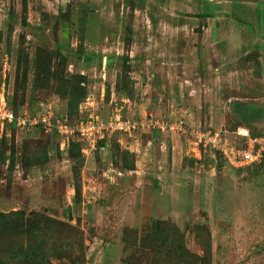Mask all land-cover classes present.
Returning <instances> with one entry per match:
<instances>
[{"label": "rangeland", "instance_id": "obj_1", "mask_svg": "<svg viewBox=\"0 0 264 264\" xmlns=\"http://www.w3.org/2000/svg\"><path fill=\"white\" fill-rule=\"evenodd\" d=\"M232 4L234 37L247 51L239 68L223 69L221 78L237 80L217 82L214 95L197 100L183 89L193 83L180 81L204 75L201 64L195 67L201 24L193 13L171 4L176 16L167 19L165 2L155 0H0V96L8 109L51 113L55 124L74 129L9 125L0 138V214L11 217L7 223L0 217V264H86L93 241L129 221L137 198L145 200V214L139 227L123 230L128 264H264V157L231 168L191 134L147 125L150 117L201 122L230 144L249 134L264 145V10ZM164 37L169 49L156 51ZM181 47L193 50L189 57ZM169 71L175 81L165 88ZM116 115L137 126L91 137L75 129L90 116ZM161 136L186 142L198 169L190 163L194 170L184 177L162 174L161 167L155 174L150 153ZM163 153L168 166L171 143ZM203 165L216 173L205 178ZM137 168L146 174L130 172ZM159 192L167 208H176L163 217L150 210V193Z\"/></svg>", "mask_w": 264, "mask_h": 264}, {"label": "crops", "instance_id": "obj_2", "mask_svg": "<svg viewBox=\"0 0 264 264\" xmlns=\"http://www.w3.org/2000/svg\"><path fill=\"white\" fill-rule=\"evenodd\" d=\"M155 2H165L167 12L163 13L164 17L167 19L172 20L174 17H171L170 14H173L176 16V13L171 11L168 8H171V4L174 5V7H180L181 9H184L186 13H193V17L191 19L195 21L197 24H201V55L199 53L198 47L195 46V50H188L184 47H181L180 49H183L185 51L184 56L186 55L189 57L188 51H198L195 67L197 65L201 64V72L204 71V75H200L198 73V77L194 78L191 75L181 76L180 79L181 83H193V86L185 87L186 91L193 92L195 99L201 100L202 98L209 97L211 94V91L214 89L215 86L213 84H216L217 82H220V84L226 83V81H236L237 79H226L221 78L222 77V70H234L239 68V62L244 59L246 55V51L243 49V44L241 41L238 43L236 37H234V34H236L239 29L236 26V23L234 22L233 18L229 17L227 14H231L233 11V4L234 2L241 3L243 7H248L254 11H257L260 4H262V8L264 10V0H240V1H229V0H155ZM169 5L170 7H168ZM196 14V15H195ZM181 16V15H180ZM171 22V21H170ZM174 24V21L172 22ZM172 26V25H171ZM227 29H231L229 32ZM97 32V30H96ZM169 33H165V36H169ZM231 35L234 38L229 42L225 36ZM225 38V41H223ZM165 42H160L158 47L155 49L156 51H160L163 48L166 50L169 49L168 45V37H164ZM173 44V43H172ZM194 46V45H193ZM175 51H178V47L174 48ZM179 49V50H180ZM154 50V49H153ZM260 52L264 54V47L263 49H260ZM215 54L213 59H211V55ZM167 55L170 56V54L167 52ZM168 57V56H167ZM201 57V59L199 58ZM264 62V57H259ZM192 60V59H191ZM185 61H188V65L185 66L187 68L186 70H189L190 66H192V63L190 59L185 58ZM199 69V68H198ZM160 71V72H159ZM214 71V74H213ZM239 71V70H238ZM173 71H169L168 76L164 74V80L163 83L165 84V88L168 87V84L172 81L174 82L175 79L173 76L171 77V73ZM235 75V73L232 72V75ZM162 76V70L160 68H157V71L155 73V76ZM248 75V74H247ZM220 77V78H219ZM170 81V82H169ZM206 87V88H205ZM209 91V93H208ZM172 93V92H171ZM214 93V92H213ZM166 96L171 97V94H165ZM189 100V99H188ZM255 109V108H253ZM185 114H193V112L197 113L196 111H190L187 108H183ZM252 113V109H250ZM256 110V109H255ZM160 110H157L159 113ZM161 112V111H160ZM152 116L156 117H162L159 115ZM202 123H198L197 125H201ZM157 137H152L151 142L155 141ZM150 142V143H151ZM158 142V141H156ZM172 144V157L171 162H169V165H165L164 163V153L165 150H167L168 145ZM186 143V142H184ZM183 141H180V139H177L173 136V138H166L165 136H161L160 139V146L155 145L154 149H151L150 157L151 161L153 162L154 169L156 170L155 174H159L158 168L161 167L162 174H173V177H177V174H180L181 177H184L185 174H192L193 168H190V163H194L197 167L196 170L199 167V161L198 158L193 154L192 148L189 147L187 144H184ZM186 145V146H184ZM162 148V151L160 150ZM142 153V151H141ZM136 154V161L137 166H139V159H141V154ZM188 157V158H187ZM172 163V170L169 171L170 166ZM204 170L203 174L204 177H211L213 176V173H216V171L212 169H207L205 165H203ZM165 169V171H163ZM169 171V172H168ZM132 174H146L145 170L140 169H134L130 171ZM209 173V175H208ZM207 174V175H205ZM173 190H177V188H174ZM153 193H150L151 201H150V207H151V213L154 214L155 217H163L164 211L169 210H175L176 208H167L165 206V202L163 201V193L159 192L157 195L159 196H153ZM143 197H145V194H142ZM181 196H178V200H180ZM176 201V199L174 200ZM182 201V200H181ZM145 200L142 201L141 199L136 200V202H133L135 205L134 207V213L129 217V221H125L115 227L112 235L103 239L102 237H97L93 243L92 247L90 248L89 252L87 253V262L86 264H128L124 261V258L126 257V243L123 240L122 234L123 230L125 228H137L141 225V220L144 217V211H145ZM104 228L101 229V232H103Z\"/></svg>", "mask_w": 264, "mask_h": 264}, {"label": "built area", "instance_id": "obj_3", "mask_svg": "<svg viewBox=\"0 0 264 264\" xmlns=\"http://www.w3.org/2000/svg\"><path fill=\"white\" fill-rule=\"evenodd\" d=\"M3 98V101H2ZM4 95L0 96V138L6 133L9 125H18L22 128L41 127L43 129H56L61 133H70L67 121L57 120L55 124L52 121V114L46 113L42 116H26L8 109ZM147 125L160 127L163 130L176 131L182 134H191L195 139V144L203 145L220 151L222 157L231 168H241L257 164L264 157V145L262 139L252 138L245 134L247 140L240 144L228 143L224 141L223 132L214 128L194 127L182 120L164 119L157 120L154 117L147 119ZM75 129L83 136H93L95 134L113 133L115 131H129L137 126L135 123L122 119L119 115L114 118L103 121L98 117L90 116L82 119ZM244 136V137H245Z\"/></svg>", "mask_w": 264, "mask_h": 264}, {"label": "trees", "instance_id": "obj_4", "mask_svg": "<svg viewBox=\"0 0 264 264\" xmlns=\"http://www.w3.org/2000/svg\"><path fill=\"white\" fill-rule=\"evenodd\" d=\"M14 110V109H13ZM16 113H18V111H16V110H14ZM15 215H17L18 217H17V219L19 220V221H24V218H25V216L23 215V214H20V213H15ZM0 217L2 218V220H3V222H5V223H7V221H9L10 220V215H7V216H3L2 214H0Z\"/></svg>", "mask_w": 264, "mask_h": 264}, {"label": "water", "instance_id": "obj_5", "mask_svg": "<svg viewBox=\"0 0 264 264\" xmlns=\"http://www.w3.org/2000/svg\"><path fill=\"white\" fill-rule=\"evenodd\" d=\"M229 1H240V0H229Z\"/></svg>", "mask_w": 264, "mask_h": 264}]
</instances>
